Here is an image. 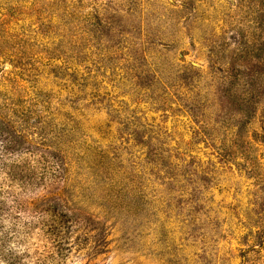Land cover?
<instances>
[{
  "label": "rangeland",
  "instance_id": "rangeland-1",
  "mask_svg": "<svg viewBox=\"0 0 264 264\" xmlns=\"http://www.w3.org/2000/svg\"><path fill=\"white\" fill-rule=\"evenodd\" d=\"M0 264H264V0H0Z\"/></svg>",
  "mask_w": 264,
  "mask_h": 264
}]
</instances>
